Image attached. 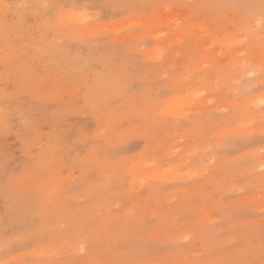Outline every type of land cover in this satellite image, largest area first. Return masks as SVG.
I'll return each mask as SVG.
<instances>
[{"label":"rangeland","instance_id":"obj_1","mask_svg":"<svg viewBox=\"0 0 264 264\" xmlns=\"http://www.w3.org/2000/svg\"><path fill=\"white\" fill-rule=\"evenodd\" d=\"M263 39L264 0H0V264H264Z\"/></svg>","mask_w":264,"mask_h":264},{"label":"bare ground","instance_id":"obj_2","mask_svg":"<svg viewBox=\"0 0 264 264\" xmlns=\"http://www.w3.org/2000/svg\"><path fill=\"white\" fill-rule=\"evenodd\" d=\"M193 6H194V5H193ZM194 7H195V6H194ZM201 10H202V9H201ZM181 11H182V10H181ZM178 12H179V11H178ZM75 14H76V13H75ZM75 14H74V15H75ZM76 15H77V14H76ZM90 15H91V13H90ZM229 15H230V14H229ZM69 16H70V15H69ZM75 17L78 18V17H81V16H75ZM85 17H87V16H85ZM75 19H76V18H75ZM84 19H85V18H84ZM223 21H224V20H223ZM254 21H255V19H254ZM157 23H158V22H157ZM220 23H222V22H220ZM254 23H255V22H254ZM118 26H119V25H118ZM227 27H230V26H227ZM189 29H190V28H189ZM198 30H199V29H198ZM203 30H204V29H203ZM161 31H162V30H161ZM199 31H201V30H199ZM210 31H211V30H210ZM187 32H189V31L187 30ZM207 32H208V31H207ZM77 33H78V32H77ZM199 33H200V32H199ZM201 33H202V31H201ZM204 33H205V32H204ZM197 34H198V32H197ZM197 34H196V35H197ZM177 35H178V34H177ZM198 35H199V34H198ZM204 35H205V34H204ZM241 35H243V34H241ZM125 36H126V35H125ZM179 36H180V35H179ZM179 36H178V37H179ZM156 37H157V36H156ZM176 37H177V36H176ZM182 37H183V36H182ZM195 37H196V36H195ZM211 37H212V36H211ZM234 37H235V36H234ZM119 38L121 39V37H119ZM123 38H124V36H123ZM196 38H197V37H196ZM205 38H206V37H205ZM173 39H176V38L174 37ZM201 39H202V38H201ZM230 39H231V38H229V40H230ZM236 39H238L237 36H236ZM181 40H182V38H181ZM204 40H205V39H203L202 41H204ZM209 40H210V39H209ZM209 40H208V41H209ZM231 40H232V39H231ZM231 40H230V41H231ZM230 41H229V42H230ZM260 41H261V40H260ZM263 41H264V39H263ZM233 42H235V41H233ZM256 42H257V41H256ZM197 43H198V42H197ZM204 43H205V42H204ZM237 43H238V42H237ZM208 44H210V42H209ZM208 44H207V45H208ZM230 44H231V43H230ZM212 45H213V44H212ZM212 45H211V46H212ZM231 45H232V44H231ZM205 46H206V45H205ZM250 47H251V46H250ZM253 47H254V46H253ZM63 48L65 49L64 46H63ZM203 48H205V47H203ZM254 48H256V47H254ZM263 48H264V47H263ZM217 49H218V48H217ZM247 49H248V48H247ZM201 51H202V50H201ZM218 51H219V50H218ZM258 51H259V50H258ZM242 52H243V50H242ZM253 52H255V51H253ZM67 53H68V52H67ZM77 53H78V52H77ZM256 53H257V52H256ZM225 54H226V53H225ZM238 54H239V53H238ZM75 55H76V54H75ZM215 55H216V54H215ZM215 55H214V56H215ZM217 55H218V52H217ZM253 55H254V54H253ZM66 56H67V55H66ZM211 56H213V55H211ZM251 56H252V55H251ZM261 56H262V55H261ZM225 57H226V55H225ZM245 58H246V57H245ZM252 58H253V57H252ZM254 58H255V57H254ZM82 59H83V58H82ZM207 59H208V58H207ZM226 59H227V58H226ZM226 59L223 58L224 62H225ZM208 60H210V59H208ZM71 61H72V60H71ZM71 61H70V62H71ZM179 61H180V59H179ZM202 61H203V60H202ZM210 61H211V60H210ZM206 63H207V62H206ZM210 63H211V62H210ZM239 63H240V62H239ZM178 64H179V63H178ZM193 64H194V63H193ZM196 64H197V63H196ZM204 64H205V62H204ZM201 65H202V64H201ZM205 65H206V64H205ZM224 67H225V66H224ZM238 67H239V66H238ZM86 68H87V67H86ZM226 68H227V67H225V69H226ZM82 69H83V68H82ZM115 71H116V70H115ZM69 72H70V71H69ZM64 73H65V72H64ZM115 73H116V72H115ZM229 73H230V72H229ZM107 75H108V73H107ZM119 76H120V75H119ZM122 76H123V75H122ZM181 76H182V75H181ZM231 76H232V75H231ZM76 77H77V76H76ZM202 77H203V76H202ZM195 78H196V77H195ZM216 79H217V78H215V80H216ZM212 80H213V79H212ZM211 82H212V81H211ZM216 82H217V83H213V84L215 85V84L220 83L219 80L216 81ZM205 84H206V82H205ZM206 85H207V84H206ZM78 87H79V86H78ZM80 87H81V86H80ZM205 87H206V86H205ZM208 87H209V86H208ZM202 88H204V86H203ZM99 90H100V89H99ZM200 90H201V89H200ZM96 91H97V90H96ZM93 93H94V92H93ZM201 95H202V94H201ZM204 95H205V94H204ZM204 95H203V96H204ZM209 95H210V94H209ZM209 95H208V97H210ZM211 95H212V94H211ZM222 95H223V93H222ZM257 96H258V95H257ZM263 96H264V95H263ZM263 96H262V97H263ZM187 97H188V96H187ZM204 97H206V95H205ZM188 98H189V97H188ZM257 98H259V100H261L260 97H257ZM235 99H236V98H235ZM186 100H187V99H186ZM208 100H209V99H208ZM229 100H230V99H229ZM238 100H239V99H238ZM250 100H251V99H250ZM254 100H255V99H254ZM259 100H258V101H259ZM231 101H232V100H231ZM242 101H243V100H242ZM244 101H245V100H244ZM251 102H252V101H251ZM243 103H244V102H243ZM182 104H183V103H182ZM202 104H204V103H202ZM221 104H223V103H221ZM232 104H234V102H233ZM246 104H247V103H246ZM246 104H245V105H246ZM249 104H250V102H249ZM257 104H258V103H257ZM257 104H256V105H257ZM237 105H238V104H237ZM242 105H243V104H242ZM224 106H225V105H224ZM224 106H221V107H224ZM230 106H231V105H230ZM195 107H196V105H195ZM216 107H217V106H216ZM245 107H246V106H245ZM247 107H248V106H247ZM200 108H201V107H200ZM219 108H220V107H219ZM219 108H217V109H219ZM248 108H249V107H248ZM188 109H189V108H188ZM193 109H194V108H193ZM244 109H245V108H243V110H244ZM183 110H184V109H183ZM253 111H254V110H253ZM187 112H188V111H187ZM190 112H191V111H190ZM241 112H242V111H241ZM255 112H256V111H255ZM251 113H252V112H251ZM257 113H258V112H257ZM247 114H248V113H247ZM261 114H262V113H261ZM245 115H246V114H245ZM249 115H250V114H249ZM249 117H250V116H248V117H244V118L246 119V118H249ZM247 120L249 121L250 119H247ZM247 120H246V121H247ZM246 125H247V124H246ZM253 126H254V125H253ZM253 126H252V127H253ZM246 128H247V127H246ZM246 128H245V129H246ZM237 129H238V128H237ZM255 129H256V128H255ZM227 130H228V129H227ZM249 133H250V132H249ZM224 134H225V133H224ZM226 134H228V133H226ZM233 134H234V133H233ZM142 164H143V163H142ZM140 166H141V165H140ZM143 168H146V167H143ZM139 169H140V168H139ZM148 169H149V168H148ZM151 169H152V168H151ZM146 170H147V169H146ZM152 170H153V169H152ZM175 170H176V169H175ZM154 171H156V170H154ZM170 171H171V170H170ZM170 171H169V173H170ZM160 172H161V171H160ZM180 174H181V173H180ZM178 178H179V177H178ZM142 179H143V178H142ZM142 181H143V180H142ZM135 182H136V181H135ZM138 185H140V184H138ZM6 219H7V218H6ZM44 249H45V248H44ZM52 249H53V248H52ZM42 251H43V250H42ZM42 253H43V252H42ZM51 256H52V255H51ZM15 257H16V256H15ZM15 257H14V258H15ZM36 257H37V256H36ZM12 259H13V258H12ZM34 260H35V259H34ZM38 260H39V259H38ZM1 261H2V260H1ZM21 261H22V260H21ZM40 261H41V259H40ZM17 263H18V262H17ZM2 264H3V263H2ZM40 264H41V263H40ZM44 264H45V263H44Z\"/></svg>","mask_w":264,"mask_h":264}]
</instances>
